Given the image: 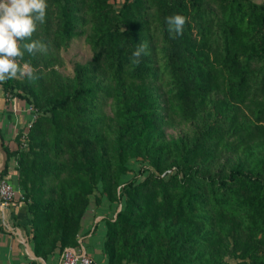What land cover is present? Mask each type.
Listing matches in <instances>:
<instances>
[{"label": "trees", "instance_id": "16d2710c", "mask_svg": "<svg viewBox=\"0 0 264 264\" xmlns=\"http://www.w3.org/2000/svg\"><path fill=\"white\" fill-rule=\"evenodd\" d=\"M47 4L32 39L48 52L23 61L38 79L0 84L35 114L5 149L34 255L78 247L97 194L119 206L105 221L107 264H264V3ZM174 14L187 23L172 39ZM81 37L92 57L64 76L60 53ZM140 43L151 55L133 66ZM181 126L191 134L165 137ZM131 162L141 166L126 179Z\"/></svg>", "mask_w": 264, "mask_h": 264}, {"label": "crops", "instance_id": "0c3cea01", "mask_svg": "<svg viewBox=\"0 0 264 264\" xmlns=\"http://www.w3.org/2000/svg\"><path fill=\"white\" fill-rule=\"evenodd\" d=\"M35 118L34 111L23 100L4 93L0 87V180L6 179L15 188V197L5 208H0V264H60L59 253L47 258L36 257L29 232V214L18 186L14 158L7 159L6 150L17 149L15 137L28 130ZM95 203L94 197L81 220L78 244L92 264H107L103 252L105 221L113 220L119 210L117 203L104 197Z\"/></svg>", "mask_w": 264, "mask_h": 264}, {"label": "clouds", "instance_id": "9594fccd", "mask_svg": "<svg viewBox=\"0 0 264 264\" xmlns=\"http://www.w3.org/2000/svg\"><path fill=\"white\" fill-rule=\"evenodd\" d=\"M47 0H0V84L18 77L38 79L36 70L23 62L25 54H47L48 46L32 37L46 18ZM172 39L183 35L187 17L174 14L165 18ZM151 55L147 43L137 45L130 63L138 66L143 57Z\"/></svg>", "mask_w": 264, "mask_h": 264}, {"label": "rangeland", "instance_id": "374dc122", "mask_svg": "<svg viewBox=\"0 0 264 264\" xmlns=\"http://www.w3.org/2000/svg\"><path fill=\"white\" fill-rule=\"evenodd\" d=\"M255 3H264V0H252ZM117 8V5H116ZM92 57V51L90 46L84 41V38L74 39L71 41L69 48L66 51L60 53L61 65L58 67L60 74L64 76H71L73 73V67L76 63L84 64ZM165 90V89H163ZM164 96V95H163ZM191 128L189 126H181L179 128H166L164 131L167 139L177 138L180 136H189L191 134ZM225 161L222 159V162ZM130 168L132 172H129L126 179L131 178L133 172L141 166L140 163L131 162Z\"/></svg>", "mask_w": 264, "mask_h": 264}, {"label": "built area", "instance_id": "2783aa9c", "mask_svg": "<svg viewBox=\"0 0 264 264\" xmlns=\"http://www.w3.org/2000/svg\"><path fill=\"white\" fill-rule=\"evenodd\" d=\"M30 127V126H29ZM15 197L14 186L6 179L0 180V208L8 206ZM23 199V197H21ZM60 264H92L83 247H67L59 253Z\"/></svg>", "mask_w": 264, "mask_h": 264}]
</instances>
